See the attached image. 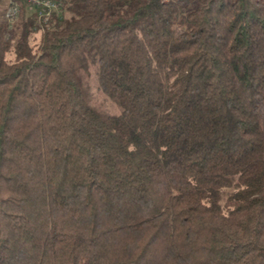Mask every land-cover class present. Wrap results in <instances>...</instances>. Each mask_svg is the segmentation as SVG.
<instances>
[{
    "label": "trees",
    "instance_id": "16d2710c",
    "mask_svg": "<svg viewBox=\"0 0 264 264\" xmlns=\"http://www.w3.org/2000/svg\"><path fill=\"white\" fill-rule=\"evenodd\" d=\"M55 1L0 0V264H264V0Z\"/></svg>",
    "mask_w": 264,
    "mask_h": 264
},
{
    "label": "rangeland",
    "instance_id": "374dc122",
    "mask_svg": "<svg viewBox=\"0 0 264 264\" xmlns=\"http://www.w3.org/2000/svg\"><path fill=\"white\" fill-rule=\"evenodd\" d=\"M15 0H3L2 8L3 11L6 13L9 5L11 2ZM19 6L22 8V15L19 17L14 23H17L23 19V16L25 15L26 11L28 9H31L30 6L23 3L22 1H17ZM41 37V32L33 34V38L39 41ZM89 91H90V104L93 106L97 111H99L103 115H118L120 113L119 106L111 101L108 97H106L100 90L96 75L93 72L89 81Z\"/></svg>",
    "mask_w": 264,
    "mask_h": 264
},
{
    "label": "built area",
    "instance_id": "2783aa9c",
    "mask_svg": "<svg viewBox=\"0 0 264 264\" xmlns=\"http://www.w3.org/2000/svg\"><path fill=\"white\" fill-rule=\"evenodd\" d=\"M17 1H22L37 11L38 18L44 22L49 20L53 12L60 9L55 0H15L11 2L5 13V17L10 23H14L22 15V8Z\"/></svg>",
    "mask_w": 264,
    "mask_h": 264
}]
</instances>
